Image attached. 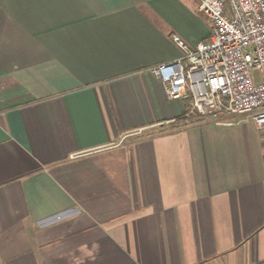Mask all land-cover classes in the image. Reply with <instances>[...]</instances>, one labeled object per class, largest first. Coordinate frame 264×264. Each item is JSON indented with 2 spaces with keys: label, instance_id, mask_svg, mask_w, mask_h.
<instances>
[{
  "label": "crops",
  "instance_id": "obj_1",
  "mask_svg": "<svg viewBox=\"0 0 264 264\" xmlns=\"http://www.w3.org/2000/svg\"><path fill=\"white\" fill-rule=\"evenodd\" d=\"M199 2L0 0V264H264V125L150 72Z\"/></svg>",
  "mask_w": 264,
  "mask_h": 264
},
{
  "label": "built area",
  "instance_id": "obj_2",
  "mask_svg": "<svg viewBox=\"0 0 264 264\" xmlns=\"http://www.w3.org/2000/svg\"><path fill=\"white\" fill-rule=\"evenodd\" d=\"M207 39L193 47L172 35L177 59L150 69L166 96L185 103L184 117L229 124L249 116L264 125V0H199ZM258 71L259 82L253 71Z\"/></svg>",
  "mask_w": 264,
  "mask_h": 264
},
{
  "label": "rangeland",
  "instance_id": "obj_3",
  "mask_svg": "<svg viewBox=\"0 0 264 264\" xmlns=\"http://www.w3.org/2000/svg\"><path fill=\"white\" fill-rule=\"evenodd\" d=\"M253 75H254V78H255V81L256 82H259V80H260V78H259V73H258V71H253Z\"/></svg>",
  "mask_w": 264,
  "mask_h": 264
}]
</instances>
